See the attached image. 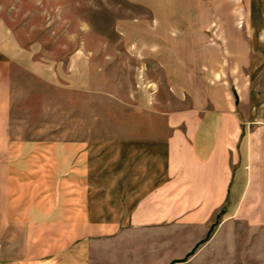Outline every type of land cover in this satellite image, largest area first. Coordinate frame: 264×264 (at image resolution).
<instances>
[{
  "label": "crops",
  "instance_id": "0c3cea01",
  "mask_svg": "<svg viewBox=\"0 0 264 264\" xmlns=\"http://www.w3.org/2000/svg\"><path fill=\"white\" fill-rule=\"evenodd\" d=\"M29 62L0 21V264H216L208 247L182 261L217 222L222 264H264V122H246L259 132L244 136L235 95L140 138L65 143L62 154L50 141L45 169L10 134L13 69L50 83L49 69Z\"/></svg>",
  "mask_w": 264,
  "mask_h": 264
},
{
  "label": "rangeland",
  "instance_id": "374dc122",
  "mask_svg": "<svg viewBox=\"0 0 264 264\" xmlns=\"http://www.w3.org/2000/svg\"><path fill=\"white\" fill-rule=\"evenodd\" d=\"M0 21L25 65L33 57L51 75L47 83L13 69L10 134L40 168L50 141L62 154L65 143L144 137L171 114L226 104L229 94L237 110L246 105L244 123L264 122V0H0ZM247 123L249 137L259 126ZM215 227L217 240L210 232L193 252L213 249L222 264Z\"/></svg>",
  "mask_w": 264,
  "mask_h": 264
},
{
  "label": "trees",
  "instance_id": "16d2710c",
  "mask_svg": "<svg viewBox=\"0 0 264 264\" xmlns=\"http://www.w3.org/2000/svg\"><path fill=\"white\" fill-rule=\"evenodd\" d=\"M212 230H213V229H212ZM212 230H211V232H212ZM193 253H194V252H193ZM193 253H192V254H193ZM192 254H191V255H192Z\"/></svg>",
  "mask_w": 264,
  "mask_h": 264
}]
</instances>
